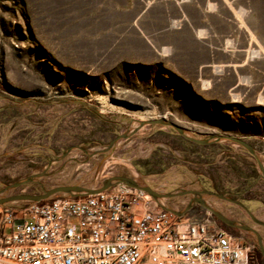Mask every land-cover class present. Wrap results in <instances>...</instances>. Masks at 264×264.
<instances>
[{
  "label": "rangeland",
  "instance_id": "obj_1",
  "mask_svg": "<svg viewBox=\"0 0 264 264\" xmlns=\"http://www.w3.org/2000/svg\"><path fill=\"white\" fill-rule=\"evenodd\" d=\"M163 117L190 137L246 141L264 169V0H0V187L44 169L45 189L124 176L158 193L237 195L264 222L257 163L230 142L199 146L144 125L87 156ZM40 191L34 184L11 194ZM187 202L160 203L180 213ZM207 202L251 223L238 206ZM251 225L264 243V228ZM256 253L248 264H264Z\"/></svg>",
  "mask_w": 264,
  "mask_h": 264
},
{
  "label": "built area",
  "instance_id": "obj_2",
  "mask_svg": "<svg viewBox=\"0 0 264 264\" xmlns=\"http://www.w3.org/2000/svg\"><path fill=\"white\" fill-rule=\"evenodd\" d=\"M248 264L253 244L209 214L176 215L137 188L0 205V264Z\"/></svg>",
  "mask_w": 264,
  "mask_h": 264
},
{
  "label": "water",
  "instance_id": "obj_3",
  "mask_svg": "<svg viewBox=\"0 0 264 264\" xmlns=\"http://www.w3.org/2000/svg\"><path fill=\"white\" fill-rule=\"evenodd\" d=\"M144 125H158V126L169 127L172 130H174L184 140L192 144L199 145V146H206V145H210L213 143H219L222 141H227L232 144H235L238 147L244 149L249 155H251L255 159L257 166H258V170H259L258 179L264 182L263 166L256 154L255 149L246 141L241 140L236 137H232V136L215 135V134H210L201 139L190 137L186 134L187 132L186 128L168 120L165 117L161 119H157V120L138 122L137 128H134L132 130L127 129L125 132H123L122 134L118 135L113 140H111V142L107 146H105L102 150L95 151L91 154H87V156L90 157L92 155H97V154L112 150L114 145L118 141L131 137L132 135L136 133L138 129H140ZM71 149L72 148H68L65 151H63L60 156L55 157L54 162H57L63 159L68 153V151ZM49 165H50V162L48 163V166ZM49 175L50 174L46 172V169H44L43 171L39 173H35L32 175L26 176L23 179L16 180L11 184L3 185L2 187H0V205H11L12 203H19V202L25 203L26 205L30 203H40V202L50 201V200L61 198V197L78 198V197H84L88 195H94L99 192L108 191L117 185H127L133 188L140 189L144 191L146 194L150 195L154 199V201L160 206V208H162L163 210L173 212L176 215H182L183 212H180V213L174 212L173 210L165 208L160 202L163 199H171V198H176V197H181V196H187L190 198V202L186 206L184 212L190 209L193 204L200 205L202 208L211 212L218 221L228 225L229 227L236 228L244 233L252 235L255 240V243L257 244L260 250L262 257L264 258V243H263L262 237L256 230L248 227L247 225L243 223L236 222V221H233V220H230L224 217L218 211L214 210L207 202L208 198H215V199H219V200H223L225 202L231 203L235 206H238L250 217V219L255 225L264 228V222L254 217L248 211V209L243 205L242 202L228 197L227 194H219V193H216L214 191H210L204 188H200L196 190V189L184 188V187L175 189L167 193H158V192L153 191L151 188L147 186L139 185L134 179L124 177V176H113L108 179H105L96 188H88L82 185H63V186H56V187H52L49 189H45L42 186L41 180L43 178L49 177ZM34 184L40 186L41 188V191L37 194H11V192L19 188H22L28 185H34Z\"/></svg>",
  "mask_w": 264,
  "mask_h": 264
},
{
  "label": "flooded vegetation",
  "instance_id": "obj_4",
  "mask_svg": "<svg viewBox=\"0 0 264 264\" xmlns=\"http://www.w3.org/2000/svg\"><path fill=\"white\" fill-rule=\"evenodd\" d=\"M43 179H45V178H43ZM43 179H42V180H43ZM207 190L213 191L212 189H207ZM214 192H215V191H214ZM227 196L230 197V198H232V199L237 198V195H233V194H227ZM189 202H190V198L188 197V202L186 203V205H185L183 208H181V211H183V214H182V215H199V216H201L199 213H195V212L192 211V210L195 209V208H199L200 210H203L204 215L209 214L210 217L213 219V221L216 223L217 226H219L220 228L224 229L225 231H227V232H228L229 234H231L232 236H234V237H240V235L244 233V232H242V231H240V230H238V229H236V228L229 227L228 225H226V224H224V223L218 221V220L214 217V215H213L212 213H211V214L208 213L206 209L202 208V207H201L200 205H198V204H193V205L191 206L190 209H188V210H186V211L184 212V210H185V208H186V206L188 205ZM242 203H244V201H242ZM219 213H221L224 217H226V218H228V219H230V220H233V221H236V222L243 223V224L247 225L248 227L254 229L253 226L251 225V224H254V223L252 222V220L250 219V217H249L246 213H245V215L247 216L249 222H251V223H245V222H241V221H237V220H235V219L229 218V216H227V214H225V213H224L223 211H221V210H219ZM254 225H255V224H254ZM254 230H255V229H254ZM256 231H257V230H256ZM245 234H247V233H245ZM241 238H242V236H241ZM257 247H258V246H257ZM255 249H256V252H259L258 254H259L260 258L263 259L262 255H261V253H260L259 248L257 249V248L255 247ZM256 254H257V253H256ZM256 259H257V257H256Z\"/></svg>",
  "mask_w": 264,
  "mask_h": 264
},
{
  "label": "bare ground",
  "instance_id": "obj_5",
  "mask_svg": "<svg viewBox=\"0 0 264 264\" xmlns=\"http://www.w3.org/2000/svg\"><path fill=\"white\" fill-rule=\"evenodd\" d=\"M148 197H149V199H151V201L153 202L152 198H151L150 196H148Z\"/></svg>",
  "mask_w": 264,
  "mask_h": 264
}]
</instances>
